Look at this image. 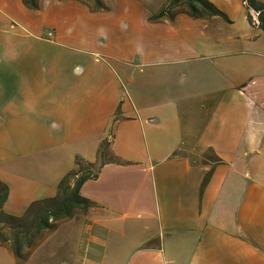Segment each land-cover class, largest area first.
<instances>
[{
	"label": "crops",
	"instance_id": "1",
	"mask_svg": "<svg viewBox=\"0 0 264 264\" xmlns=\"http://www.w3.org/2000/svg\"><path fill=\"white\" fill-rule=\"evenodd\" d=\"M168 1L0 0L3 209L55 196L105 140L124 161L35 248L55 236V264H264L263 35L234 0L154 19Z\"/></svg>",
	"mask_w": 264,
	"mask_h": 264
},
{
	"label": "trees",
	"instance_id": "2",
	"mask_svg": "<svg viewBox=\"0 0 264 264\" xmlns=\"http://www.w3.org/2000/svg\"><path fill=\"white\" fill-rule=\"evenodd\" d=\"M81 1L88 3L94 10L107 8L104 0ZM24 3L30 8H39V0H24ZM247 5L260 12L259 26L264 29V2L248 0ZM173 11L186 12L193 17L223 14L211 0H169L153 18L158 19ZM248 17L253 21L250 13ZM99 157V164L79 158L77 167L59 183L55 196L32 201L21 215L3 209L9 196V186L0 181V244L8 245L15 258L23 261L45 239L47 233L56 229L63 220L96 206L94 201L81 194V186L86 180L97 178L101 166L106 162H124L111 150L108 140L101 144Z\"/></svg>",
	"mask_w": 264,
	"mask_h": 264
},
{
	"label": "rangeland",
	"instance_id": "3",
	"mask_svg": "<svg viewBox=\"0 0 264 264\" xmlns=\"http://www.w3.org/2000/svg\"><path fill=\"white\" fill-rule=\"evenodd\" d=\"M166 2L167 0H156V2ZM218 8L219 5L224 6L225 0H211ZM264 2V0H261ZM245 2V3H244ZM248 0H234V4L230 5L229 16L232 18L234 27L241 33H247L254 36L263 35L262 43L264 42V30L259 26V23L252 22L249 19V13L252 15V19L256 20L257 15L254 9H251L247 5ZM222 10V9H221ZM254 10V11H253ZM260 14V12H259ZM259 18V15H258ZM49 244L40 247L38 250L34 249L30 255L23 261H16L11 250L5 246L0 248V264H39L46 260L48 264H55V236L49 239ZM36 250V251H35Z\"/></svg>",
	"mask_w": 264,
	"mask_h": 264
},
{
	"label": "built area",
	"instance_id": "4",
	"mask_svg": "<svg viewBox=\"0 0 264 264\" xmlns=\"http://www.w3.org/2000/svg\"><path fill=\"white\" fill-rule=\"evenodd\" d=\"M253 11H254V10H253ZM254 12L256 13L255 15H257V18H256V20H254V18H253V22L256 21V22L259 23V19H258L259 11H254Z\"/></svg>",
	"mask_w": 264,
	"mask_h": 264
}]
</instances>
